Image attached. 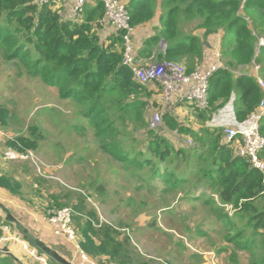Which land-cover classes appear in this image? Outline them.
Listing matches in <instances>:
<instances>
[{"label":"trees","instance_id":"obj_1","mask_svg":"<svg viewBox=\"0 0 264 264\" xmlns=\"http://www.w3.org/2000/svg\"><path fill=\"white\" fill-rule=\"evenodd\" d=\"M86 1L81 17L73 20L61 15V1L42 5L34 0H0L4 60L23 66L27 75L41 78L58 90L62 100L75 104L103 154L114 161L111 168L123 167L149 186L161 182L164 195L184 189V200H202L221 221L226 241L249 252L255 258L253 264H264V173L236 153L238 140L224 141L229 115L234 127H226L238 130L252 122L264 101V92L247 70L253 62L260 64L264 79V0H130L126 4L133 29L161 13L162 29L138 52L141 61L179 63L191 73L208 59L199 33L204 32L205 38L222 35V67L211 80L208 107L201 110L191 104L197 130L180 123L170 111H160L161 126L149 128V107L162 108L156 98L162 86L159 82L143 85L135 79L132 69L123 64L124 33L105 41L101 36L106 27L104 5L100 0ZM194 24L195 29L185 31ZM162 41L164 53L154 57L150 46ZM228 108L230 112L223 114ZM8 121L9 111L0 104V126L8 127ZM74 128L87 131L85 126ZM260 129L264 136V117ZM31 132L35 137L36 130ZM169 137H188L194 146L177 149ZM9 146L20 154L39 147L35 138L23 136ZM259 156L264 160V151ZM0 189L44 214L70 204L80 248L98 264H154L138 252L126 233L129 224H101L81 193L52 195L45 203L42 191L27 197L19 182L1 174ZM101 196L103 202L108 199ZM214 196L221 206H215ZM228 206L235 209L234 216L225 213ZM0 264H15V260L0 256Z\"/></svg>","mask_w":264,"mask_h":264},{"label":"rangeland","instance_id":"obj_2","mask_svg":"<svg viewBox=\"0 0 264 264\" xmlns=\"http://www.w3.org/2000/svg\"><path fill=\"white\" fill-rule=\"evenodd\" d=\"M192 29L195 24L185 27L186 32ZM215 38L217 43L206 42L208 59L203 62H216L214 55L221 52V37ZM147 63L155 64L151 60L139 64L143 67ZM182 92L183 89L179 94ZM176 95L171 97V104ZM156 98L159 100L160 95ZM0 104L9 111L8 127L0 126V156L13 166L9 178L20 183L27 197L42 191L41 201L47 203L52 195L81 193L88 198L101 224H129L126 233L132 236L138 252L154 264H253L255 258L249 252L226 241L221 221L202 200H184V189L164 195L161 182L149 186L123 167L111 168L114 161L103 154L101 143L93 139L94 131L78 114L75 104L62 100L58 90L44 84L41 78L27 75L23 66L6 62L1 51ZM158 109L149 107L150 129L153 117L168 111L163 105ZM83 126L86 132L74 128ZM31 128L36 130L35 137ZM18 136L35 138L38 149L27 154L13 150L9 142ZM169 138L177 149L194 146L188 137ZM147 176L146 173L144 179ZM100 192L108 198L104 202ZM214 199L215 206H221L216 196ZM64 208L71 209V205ZM225 209L234 216L232 206Z\"/></svg>","mask_w":264,"mask_h":264},{"label":"built area","instance_id":"obj_3","mask_svg":"<svg viewBox=\"0 0 264 264\" xmlns=\"http://www.w3.org/2000/svg\"><path fill=\"white\" fill-rule=\"evenodd\" d=\"M52 0H34L35 4H48ZM55 1V0H54ZM64 5V12L61 14L66 17L68 4L72 1L74 5L71 10L73 20H78L83 14V10L87 4L86 0H57ZM105 9L102 24L110 26L115 32H123L125 35V51L123 64L132 69L135 79L143 85H150L153 82H159L163 88L162 95L165 103H169L171 97L179 92L185 86H191L186 94V102L195 105L197 108L204 110L208 107L209 102V86L214 75L222 67H212L208 70L196 69L191 73H187L186 69L174 62H163L155 64H145L140 66V61L135 52L132 42L133 27L126 8V4L122 0H100ZM72 2V3H73ZM154 63V62H153ZM149 64V65H148ZM249 67L250 70H249ZM247 68L248 75L253 77L261 90L264 92V79L261 75L262 66L253 62ZM234 74L236 72L233 71ZM264 117V101L261 102L252 122L238 130L226 128L224 130L225 143H231L238 140L237 154L241 157H247L251 160L253 167L264 173V160L260 158V153L264 151V136L261 134L260 122ZM162 123L161 115L157 114L151 121V128L160 127ZM189 144H192L189 142ZM73 212L71 209L51 210L48 212L46 220L50 226L56 228L59 233L65 235L69 243L76 245L79 249L78 264H98L92 260L79 245L77 233L72 223ZM7 243H17L39 264H52L50 260L38 253L25 240L18 237L0 238V253L4 252L3 247Z\"/></svg>","mask_w":264,"mask_h":264},{"label":"crops","instance_id":"obj_4","mask_svg":"<svg viewBox=\"0 0 264 264\" xmlns=\"http://www.w3.org/2000/svg\"><path fill=\"white\" fill-rule=\"evenodd\" d=\"M122 1L127 4L130 0ZM72 2L68 4V10L66 11V18L69 19H72L70 13L74 5V2ZM161 29V13L158 14L157 18L154 21L134 29L132 34V42L137 56L138 52H141V50L146 47L145 43L151 38L155 37ZM116 35L117 32H115L112 27L106 26L102 30L101 36L105 41H109L111 37H114ZM199 35L202 40H205V45L206 42L212 43V40L217 43L215 36H218L219 38L221 37L222 42V35L220 34L211 35L206 38L204 36V32H200ZM163 42L164 41L159 42L157 47L154 45L150 46L153 47L154 57H157V55L161 54V52L164 53L165 46L162 47L164 45ZM219 48H221V44H219ZM205 54H207V50H205ZM220 57L221 52H216V55H214V59L216 62L207 61L203 65L201 64L198 69L208 70L214 66H220L222 64ZM190 87L191 86L183 87V92L181 94H179V92L182 89L177 92L178 95H176V97L173 99L172 104L170 102L165 103L162 94L160 95L159 102L163 106H166L167 110L173 113V115L178 118L180 123L191 126L193 129L197 130L199 129V126L194 121L192 115V105L185 104L186 99H184ZM229 112L230 109L228 108L223 112V114H228ZM231 112H233L232 109ZM228 121L229 124L234 127V120L232 116L229 115ZM224 122V118L221 117L220 125H223ZM229 124L226 122L225 127L230 126ZM11 167L13 166L6 161L4 162V159H2V156H0V174L7 177L11 176ZM17 180H19V178H17ZM47 214L38 211L35 207L29 206L27 203H24L23 201L17 199L15 196L11 195L5 190L0 189V238L18 237L20 240L23 239L32 248H35L40 255L47 257L52 264H78L79 249L76 245L69 243L64 234L59 233L56 228H53L48 224L46 220ZM18 225L22 227L21 230L27 231L30 236L34 237L42 244H44L46 248L50 249L52 251V254L49 255L45 251L40 250L39 247L32 245L29 239H27V235L24 233V231H21L18 228ZM3 250L4 252H1L0 256L3 257L9 255L12 259L15 260V264H39L35 259L29 257V255L17 243H7L5 247H3ZM54 255L59 256L62 261L55 260L54 262H52L51 258H54Z\"/></svg>","mask_w":264,"mask_h":264},{"label":"water","instance_id":"obj_5","mask_svg":"<svg viewBox=\"0 0 264 264\" xmlns=\"http://www.w3.org/2000/svg\"><path fill=\"white\" fill-rule=\"evenodd\" d=\"M164 46L166 47V43L163 42ZM18 228L21 230L22 227L20 225H18ZM21 231H24V233L27 235V239H29L30 243L34 246H37L39 247L40 250L42 251H45L47 254L51 255L52 254V251L48 248L45 247L44 244H42L40 241H38L37 239H35L34 237L30 236L29 233L25 230H21ZM55 260H59V261H62V259L59 257V256H55L54 255V258H51V261L54 262Z\"/></svg>","mask_w":264,"mask_h":264}]
</instances>
